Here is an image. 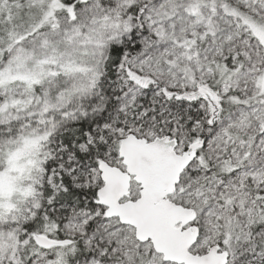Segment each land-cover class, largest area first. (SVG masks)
I'll use <instances>...</instances> for the list:
<instances>
[{
	"label": "snow or ice",
	"instance_id": "1",
	"mask_svg": "<svg viewBox=\"0 0 264 264\" xmlns=\"http://www.w3.org/2000/svg\"><path fill=\"white\" fill-rule=\"evenodd\" d=\"M0 264H264V0H0Z\"/></svg>",
	"mask_w": 264,
	"mask_h": 264
}]
</instances>
